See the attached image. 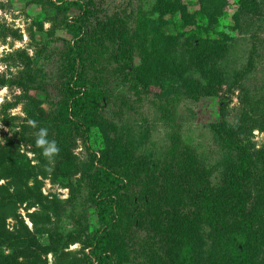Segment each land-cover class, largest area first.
I'll use <instances>...</instances> for the list:
<instances>
[{"label": "rangeland", "instance_id": "rangeland-1", "mask_svg": "<svg viewBox=\"0 0 264 264\" xmlns=\"http://www.w3.org/2000/svg\"><path fill=\"white\" fill-rule=\"evenodd\" d=\"M80 1L84 4L89 1L91 15L84 23L86 32L95 29L99 23H116L118 26L123 22L128 30L125 42L130 41L127 47L134 46L126 56L131 60L126 69L111 57L117 48L115 42L100 41L88 56L85 77L98 83L106 96L101 112L106 122L105 133L92 129L86 146L95 152L105 150L111 155L112 144L115 143L122 154L136 163L159 164L161 168L169 163L172 147L177 154L187 148L200 167L211 171L208 180L214 186L222 178V171L233 154L232 148L224 146L216 137L219 124L232 129L235 140L240 144L252 145L255 149L264 145V131L259 129V125H264V0L261 4L263 10L255 17H246L239 32L228 29L233 24L231 16L237 7L234 0H228L229 5L221 20L229 37L228 50L219 62L224 82L215 96H202L198 100L188 99L181 89V81L178 80L181 70L177 67L181 58L169 63L174 75H163L162 81L166 85L163 93H159L158 87L146 93L144 89L131 86V81L136 78L135 69L144 62L139 41L133 34L142 20L154 18L150 16V8L155 0ZM182 2L187 3L190 12L198 9L196 0ZM57 5L56 0H0V81L7 82L0 86V107L13 104L4 112L0 110V144L9 139L7 146L13 149V153L16 155L18 149L24 155V159L17 156L15 164L24 172L16 202L10 203L9 195L5 196L9 204L5 230L13 234L18 231L25 233L29 240L33 236L42 246L36 250V258H29L30 262L89 264L83 256L88 253L87 248L82 252L83 242L92 238L101 226L90 198L89 182L84 179L78 184L76 180L80 174L71 178L69 181L74 184V197L71 199L67 182L55 176L61 172L59 162L64 160V151H59L52 160L42 155V149L34 151L38 148L35 133L39 128H47L48 138L55 139L57 126L51 122L50 115L56 112V103L63 100V78L59 70L62 54L71 39L65 18L70 19L75 13H67V16L57 9ZM178 18L175 15L172 21L176 22ZM167 33L176 36L185 31L179 27L173 29L170 25ZM183 39V36L178 37V42L182 44ZM187 66L190 69V65ZM30 99L40 101L39 107L44 110V124L37 128H32L26 118L25 106ZM24 126H28L27 130ZM77 133H72L75 144L69 150L76 155V163L80 167L88 161V153L83 137ZM56 143L60 149L62 142ZM68 146L69 142L63 148ZM0 169L3 170V166ZM141 181L121 191L127 206L126 219L131 212V202L126 200L128 197L133 196L135 214L137 210L144 212L142 208L146 202L138 199V193L146 180ZM0 185H6L11 194L10 179L1 178ZM44 204L47 207L43 209ZM124 222L125 219L122 226H125ZM21 223L27 232L21 229ZM151 229L146 223L142 227H137L135 222L130 225L126 235L129 261L125 264H150L151 253L157 254L154 264H168L165 263L167 247L164 236H156ZM55 240L57 245L52 248L56 252L44 254L43 247L53 245ZM10 254V247L2 243L0 256L5 258ZM22 258L19 257L18 261L22 262Z\"/></svg>", "mask_w": 264, "mask_h": 264}, {"label": "trees", "instance_id": "trees-1", "mask_svg": "<svg viewBox=\"0 0 264 264\" xmlns=\"http://www.w3.org/2000/svg\"><path fill=\"white\" fill-rule=\"evenodd\" d=\"M234 1L237 7L231 16L233 24L228 29L239 32L246 17H255L263 10V1ZM56 2L57 9L64 14H75L70 19L65 18L71 39L62 54L63 62L59 70L63 78V100L56 103V112L50 115L51 122L57 126L54 140L62 142L60 151H64V160L59 162L61 172L55 176L67 182L71 199L74 197V184L69 180L77 174H80L76 180L78 184L87 179L90 198L101 222L94 236L83 242L82 252L88 249V253L83 254L84 258L89 264L128 263L126 235L130 225L135 222L137 227L146 223L156 236H164L167 247L165 263L168 264H264V145L255 149L252 145L240 144L235 140L232 129L219 124L216 137L224 146L232 148L233 154L222 171V178L214 186L208 180L211 171L200 167L187 148L177 154L175 147H172L171 159L163 168L159 164L148 166L146 163H136L122 154L115 143L112 144L111 155L106 154L105 150L95 152L90 149L86 142L92 129L105 133L106 121L101 112L106 96L98 83L85 77V63L95 45L106 39L117 43L111 57L126 69L131 64L126 56L134 46L127 47L130 41L125 42L128 30L123 22L118 26H115L116 23H99L95 29L86 32L84 23L91 15L89 1L87 4L80 0ZM196 3L198 9L190 12L187 3L182 0L153 2L150 16L154 18L142 20L133 34L144 55L143 65L134 71L136 78L131 81L133 88L144 89L147 93L158 87L159 93H163L166 89L163 75H174L169 63L181 58L177 63L181 70L178 80L186 97L198 100L202 96L217 94V89L224 82L219 62L227 52L229 43L221 20L229 2L196 0ZM175 15L179 18L173 22ZM170 25L173 29L179 27L185 33L170 35L167 33ZM181 36L184 37L182 44L178 42ZM164 70L167 72L163 73ZM3 83L7 82L0 81V86ZM11 105L5 104L0 110L4 112ZM39 105L40 101L30 99L25 106L26 118L35 120L37 126L44 124V110ZM261 125L259 129L264 131L263 123ZM24 127L27 130L28 126ZM74 131L83 137L88 153V161L80 167L76 163V155L69 150L75 144ZM8 141L4 139V144H0V167L3 166L0 179H10L13 190L9 194L7 184L0 185V245L5 243L10 247L11 254L5 258L0 256V264H36L35 260L29 261L30 257L36 258V250L42 248L36 239L32 236L29 240V235L19 231L13 234L5 230L9 205L6 197L9 195L10 203L16 202L24 174L20 166H15L17 156L21 154L16 149L15 155L13 149L7 146ZM68 142L69 146L63 148ZM144 179L146 182H143V189L138 193V199L146 202L142 208L144 212L137 210L135 214L133 196L128 197L126 200L131 202V212L126 219L127 206L121 191L140 184ZM124 219L125 226H122ZM21 229L27 232L22 223ZM52 244L43 247L44 254L56 252L52 247H56L57 241ZM19 257H23L22 262L18 261ZM156 258L157 254L151 253L149 263L154 264Z\"/></svg>", "mask_w": 264, "mask_h": 264}, {"label": "clouds", "instance_id": "clouds-1", "mask_svg": "<svg viewBox=\"0 0 264 264\" xmlns=\"http://www.w3.org/2000/svg\"><path fill=\"white\" fill-rule=\"evenodd\" d=\"M28 124L32 128H37V122L35 120H29ZM35 136H36L35 139L36 147L42 149V155L45 158L52 160L56 155L59 154L60 149L58 148L56 141L48 139L47 128L44 127L39 128L38 131L35 133Z\"/></svg>", "mask_w": 264, "mask_h": 264}]
</instances>
